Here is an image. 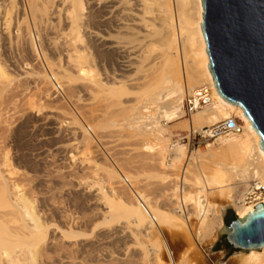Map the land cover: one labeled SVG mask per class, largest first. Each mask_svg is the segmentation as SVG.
<instances>
[{"label":"rangeland","instance_id":"374dc122","mask_svg":"<svg viewBox=\"0 0 264 264\" xmlns=\"http://www.w3.org/2000/svg\"><path fill=\"white\" fill-rule=\"evenodd\" d=\"M10 1L0 0V65L10 76L6 79L7 82L5 79L0 80V163H3V155L10 152L8 157H11L9 159L15 175L8 178V173L2 174H6L4 177L9 182L22 187L35 218L42 224L39 225L44 229V234L40 232L37 234L39 237L31 238L29 232H26L28 230L24 231L21 227L24 224L19 221L20 217L13 214V217H8L9 213L6 211L9 210L2 204L0 194V227L8 228L7 232L0 228L6 233L0 232V239L4 237L0 240V255L2 250L9 251L10 255L19 259L17 264H27L26 251L28 247L32 246L33 249L35 246L36 264H211L199 243L211 250L218 238H212L210 230L202 228V222L195 214L198 209L186 198L201 194L210 205L227 204L228 199L221 197L216 191L200 192L201 185L197 180L203 182L204 176L210 175L217 162L231 165L232 157L220 152L219 142H208L194 150H190L186 143L183 145L187 146V155L190 152L205 153L208 145H212L219 152L218 156L214 160L204 159L207 164L202 163L204 161L186 163L185 160L176 168L163 166L156 151L147 150L148 146L156 144L154 137L138 135L137 129H130L131 123L126 119V114H129L128 110L133 105H143L138 102L145 92L143 87L138 91L132 90L127 81L136 78L139 80L143 77L140 73L147 68L141 72L135 70L136 66L139 68L138 63L132 70H123L118 53L114 49L112 52L111 49L98 46L86 31L83 38L78 41L76 39L77 42L73 40V45L81 46L83 41L84 45L87 43L82 46L86 48L82 52V56L86 57L82 63L85 69L88 65L87 73L79 76L75 66L79 62H75L81 53L76 55L74 51H66L63 35L68 33L69 26L64 18L63 22H59L58 19L55 20V14L51 24L45 19L42 10L31 12L30 0ZM62 4L61 0H55L49 6L52 11L58 12L63 10ZM88 11V15L93 17L90 5ZM90 24L91 28L103 30L92 22ZM147 41L149 40L144 42L146 45L141 43L140 47L147 46ZM155 46L156 50H161L159 44L158 47ZM143 50L141 49V56L146 48ZM71 53L76 56L72 57ZM145 64L147 66V62ZM89 78L92 82L104 83L105 90L95 91ZM118 85L123 88H117ZM113 87L114 90L117 88V92H111ZM121 89H124L123 93H119ZM14 100L17 101L13 102ZM149 107L143 108L141 113H156L153 111L156 106ZM193 116L185 114L169 125L171 133L166 138L170 141L167 140L166 145L189 133L188 121ZM164 157L167 158L168 154ZM1 166L0 170L4 171ZM182 177H185L183 195L191 218V224L181 218L186 224L187 232L172 223L161 222L149 228L154 221L152 218L141 217L142 222L132 223L125 217H113L108 213L113 205L111 200L116 202L121 198L127 204L136 206L141 203L142 196L148 199L147 206L158 207L161 211L176 210L182 195L179 188ZM125 179L129 180L131 186L124 182ZM106 196L109 200H106ZM27 238L29 241H26ZM4 239L11 241L7 243L8 246ZM159 242L163 244L162 249ZM237 253L234 251L223 264H238L239 258L235 256ZM5 255L0 263L10 264ZM211 256L215 264L225 259L223 251H217ZM158 257L161 258L160 261Z\"/></svg>","mask_w":264,"mask_h":264},{"label":"bare ground","instance_id":"6f19581e","mask_svg":"<svg viewBox=\"0 0 264 264\" xmlns=\"http://www.w3.org/2000/svg\"><path fill=\"white\" fill-rule=\"evenodd\" d=\"M12 1L14 0H11L10 2L12 3ZM54 1L30 0V5H32V7H30L31 12L36 10H39L41 12L42 10L45 19H47V21L49 22L51 21V19L55 14L57 16V17L54 16L56 17L55 20L58 19L59 22H63L62 19L64 18L67 25L69 26L68 33L66 32V34L63 35L64 38L62 37L64 39L63 43L66 45L64 46L67 48L66 51L69 53L71 51H74L76 55L81 53V55L77 57L78 61L76 60V58H74V60H76L75 63L79 62L77 65H75L77 74H79V76L82 75L84 76V74L87 73L86 69L88 68V65L87 68L85 69L84 64L82 63L83 60H85L86 58L84 57L85 55L82 56V52L86 48L82 47L84 45L83 44L84 41L82 45L80 44L81 46H79L76 44L73 45L74 44L73 40L75 39L74 40L75 42L76 39L78 41V39L83 38L84 32L86 31L89 37H91V39H93V41H95L98 44V46L100 45L105 49L106 48L111 49L112 52H113L112 49H114L118 53V56H120V63L119 62L118 63L120 64V67L123 70L125 71L132 70L134 66H136L138 63H140L138 64L139 68L138 66H136L135 70L141 72L147 68V70L143 71V73L145 74H143L142 72L140 73L143 77L139 74V76L142 77V78L139 77L140 78L139 80L136 78L135 80L127 81V83H129L128 85L129 88H131L132 90H137V89L139 90L143 87L145 92L144 90H143L144 93L141 92L143 93V95H141L142 97L140 96L141 98L138 96L139 102L138 100H135V102L138 103L142 102L141 104L143 105L140 106L133 105L134 107L132 106V108L128 110L129 114H126L128 116L127 117L125 115L123 116H125L126 119L131 123L130 129L131 127L137 129L138 132L136 131V133H138V135L140 134L143 137L144 136L148 137L147 135L149 136L151 135L154 137L153 139L156 141V144L154 146H148L147 150H151L153 152L156 151V153L160 157V161H161L160 163L166 168L167 167L176 168L180 166L185 160L186 163L188 161H189L188 163H190L191 161L193 162L195 161L197 163L204 161L202 163H205L204 159L214 160L217 158L216 155L219 153L215 151L212 145H208L207 147L208 151H206L205 153L198 152L194 154L193 152H190L189 155H187V153L189 152V151L187 152V146L183 145L178 140L172 141L171 143L166 145L167 140H169L168 138H166V135L171 133V130L169 129V125L185 116L184 105H185V99L188 96L193 95L199 89H203L206 90L205 92L208 93V96L211 98V103L200 108L196 113H194L195 115L193 114L194 116L192 115L193 118H191L188 121V126L190 128V131H202L205 128L213 129L219 127V125H221L223 122L227 121L230 118L239 119L241 126L243 128L240 134L223 135L216 141L217 143L219 142L220 144L219 145L221 147L219 148L220 152L225 155L229 154L232 157V161H233L232 164L231 165L222 164V162H219L220 163L219 164L217 162L218 166L216 165L215 168L211 169V173L209 176L208 175L204 176L203 182H199L200 179L197 180V183L201 185L200 188L202 191L200 192L204 193L205 191H216L220 194V196L222 195L221 197L228 199V202H226L227 204H221L220 206L210 205L208 203L209 201L206 202V199L201 194L191 195L186 199L188 202L189 201L192 202L195 208L198 209L197 213L195 214L199 216L202 222L201 223L202 228L205 227L204 229L207 228L208 230H210V235L212 236V238H215L216 240L218 238V232H220L224 227L223 216H222V211L224 209H226L229 206H232L233 209H235L238 212V216L240 219H244V217L247 216L250 212H254V206H250V205L244 206V205H240V203L242 201V196L244 195L251 181L259 180L261 183L264 184V151L261 149L260 146L261 138L256 133V131L251 128L252 122L243 115L242 110L222 99L215 88V84L213 80L214 78L208 66L210 63V58L207 52V42L204 38L201 27V23L203 21L202 0H88L87 2H85V0H61L63 3L62 4L63 10H59V11L56 10L58 12H54L52 11V9H50L49 5ZM89 5L91 6L93 17L91 16V14L88 15V13L90 12L88 11ZM91 22L93 23L94 26L97 25L99 27H102L103 30H96L94 29V27L91 28L89 26ZM50 23L52 24V22ZM88 27H90L91 29L87 30ZM95 28L98 29V27ZM123 38L125 40L128 39L129 41L125 42ZM147 39L149 40L147 41L149 43H147V46H145L144 48L143 47L141 48L140 46H142V44H144V42ZM137 42L142 44L141 45L136 44ZM158 44L161 47V50L159 49V51L155 49L156 47L155 45H157L158 47ZM141 49H144L143 51H145V52L142 51L144 53L142 56H141ZM76 55L73 54L71 56L75 57ZM142 59H144V61H142ZM146 62H147V66L145 64ZM8 75L5 68H3V66L0 65V80L3 81L5 79L6 81V79L10 77V76L8 77ZM74 75L72 76L74 77ZM92 81L90 79V82ZM92 83L91 84L94 86V88H96L95 91L100 92L105 90L106 86L104 85V83L102 84V82L99 81L98 82L94 81ZM124 86L126 87V83ZM119 87L123 88L120 85H118L117 88ZM57 88H59V86H57ZM113 90L114 87L111 90V92H113ZM123 90L121 89L119 93H121ZM130 93L132 92L130 91ZM107 96L109 95L107 94ZM108 99L111 100V97H108ZM15 101L17 100H14L13 102ZM149 105L150 107L152 105L154 108L157 107L156 110L155 109L153 110L156 113H150L148 115L141 113V110L143 108L144 109L148 108ZM140 120H143V122ZM202 126H206V127L201 128ZM133 132L135 133V130ZM9 153L8 154L5 153L6 155H3L4 156V160H2L3 163H0L5 169L4 171H1L2 169L0 170V194H1V198L3 199V202L2 201L1 202L2 204H5L6 206L5 205L3 206H5L7 210H9L6 211L9 213L7 214L8 217L12 216L11 214L20 217V220L18 218L17 219L19 221H22L24 224V226L21 225V227L24 229V231L25 229L28 230L26 232L27 234L29 232V236L31 238L35 236L36 239L38 233L40 234V232H43L44 234V229H42L41 227L42 224L38 222V219L35 218V213L32 210L33 208H31L28 205L27 202L29 201L26 200L22 187H20L15 182H9V180H7L9 177L12 178V176L15 175V172H13L12 170L13 164L10 161L11 157L9 156L10 159L8 157ZM166 153L168 154L167 158L164 157ZM164 159H166L167 161L164 162ZM185 171H187V169H185ZM2 172L8 173L9 174V176H7L8 178L6 176L4 177V175L6 174H2ZM10 180L13 181L12 179ZM181 181H182L181 182L182 185L181 187L179 186V188H181L180 192L182 193L181 199L182 201L186 202L185 195H183L184 194L183 185H186L185 177H182ZM240 188H242L243 190L238 191V189L240 190ZM107 198L109 200V197L106 196V200ZM141 198L145 202V205L139 202L136 206H131L127 204L125 201H123L121 198L119 199L117 198L118 200H115L116 202H114L113 199V201L111 200V203L113 205L109 208L108 213H110L113 217L114 216L125 217L132 223L142 222V220L140 219L141 217L152 218L154 221L149 225V228H152L155 226V224L162 222V223L175 224V226L177 225L183 232L187 230L185 226L186 224L184 225V222L181 219L184 218V216L182 214V210L180 209V205H178L176 210L172 209L169 211H161V209L158 207H152L150 205L147 206L146 202L147 204H149V201L148 199H146V197L142 196ZM29 222H33V224L31 225ZM0 228H2L3 231H5L6 229L3 227ZM2 230H0V232ZM26 232H24L23 234H26ZM3 233L6 234L5 232ZM8 233L7 235H5V237L8 236ZM157 233L161 234L159 231H157ZM203 234L205 235V233ZM159 239L160 237H158L157 240ZM1 241L0 243H2ZM12 241H13V237H12ZM26 241H29V239L27 238ZM5 242H6L5 244H7L10 243L11 241L8 242V240H5ZM0 246L2 247V244ZM6 246H8V244ZM31 247H28L26 251L27 258L26 257L25 258L27 264H36L37 252L35 251V246L33 249ZM159 247L160 249L163 248V244L160 242H159ZM2 251H3L1 253L2 257L0 255L1 263H2L1 260L3 259V255L6 254L5 257H8L10 264H17L16 262L19 259L17 260L15 258L16 256L14 257L13 255H10L11 253L9 251H4V250ZM235 256L239 258L238 264H264V248L262 249V252L250 251L249 254L238 252ZM160 259L161 258L158 257L159 261Z\"/></svg>","mask_w":264,"mask_h":264},{"label":"water","instance_id":"95a60500","mask_svg":"<svg viewBox=\"0 0 264 264\" xmlns=\"http://www.w3.org/2000/svg\"><path fill=\"white\" fill-rule=\"evenodd\" d=\"M202 32L215 88L226 102L242 110L260 136L264 151V0H202ZM235 220L226 224L228 216ZM224 227L210 253L223 251V264L234 251L264 248V204L244 219L232 206L222 211Z\"/></svg>","mask_w":264,"mask_h":264},{"label":"built area","instance_id":"2783aa9c","mask_svg":"<svg viewBox=\"0 0 264 264\" xmlns=\"http://www.w3.org/2000/svg\"><path fill=\"white\" fill-rule=\"evenodd\" d=\"M205 91L206 90L199 89L193 95H190L185 99L184 111L186 115L192 116L200 108L211 103V98ZM242 130L243 128L239 119L230 118L227 121L223 122L221 125H219V127L213 129L205 128L202 131H189L186 136L179 137L178 141L182 144L187 143L189 145V149L194 150L196 148H201V146L203 145H207L208 142H216L222 135H238L242 132ZM124 182L127 185L131 186L129 180H124ZM141 203L145 205V202L142 199ZM260 203L264 204V184L261 183L259 180H253L250 182L248 188L242 196V201L240 205H250L255 207ZM179 205L184 218L189 224H191V218L189 216L187 204L185 203V201H182V199H180ZM234 211L238 216V212L235 209ZM199 244L204 256L208 259L211 264H215L210 254V250L204 244Z\"/></svg>","mask_w":264,"mask_h":264},{"label":"trees","instance_id":"16d2710c","mask_svg":"<svg viewBox=\"0 0 264 264\" xmlns=\"http://www.w3.org/2000/svg\"><path fill=\"white\" fill-rule=\"evenodd\" d=\"M234 220H235V216L230 215L226 218V224L230 225Z\"/></svg>","mask_w":264,"mask_h":264}]
</instances>
